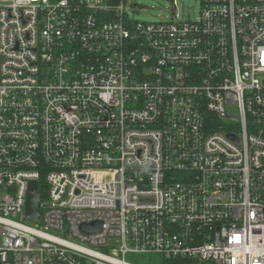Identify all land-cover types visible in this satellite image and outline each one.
<instances>
[{"label": "built area", "instance_id": "1", "mask_svg": "<svg viewBox=\"0 0 264 264\" xmlns=\"http://www.w3.org/2000/svg\"><path fill=\"white\" fill-rule=\"evenodd\" d=\"M126 1L0 0V264H264V0Z\"/></svg>", "mask_w": 264, "mask_h": 264}, {"label": "rangeland", "instance_id": "2", "mask_svg": "<svg viewBox=\"0 0 264 264\" xmlns=\"http://www.w3.org/2000/svg\"><path fill=\"white\" fill-rule=\"evenodd\" d=\"M173 5L177 8V21H197L201 0H127L126 13L130 20L143 23L172 22L176 21L171 13ZM127 261L142 264L140 258L127 257Z\"/></svg>", "mask_w": 264, "mask_h": 264}, {"label": "water", "instance_id": "3", "mask_svg": "<svg viewBox=\"0 0 264 264\" xmlns=\"http://www.w3.org/2000/svg\"><path fill=\"white\" fill-rule=\"evenodd\" d=\"M176 12V11H175ZM232 137V136H229ZM25 219L31 223H37L39 218V195L37 190V183L31 182L28 187L26 196L25 208H24ZM100 223H92L89 225L81 226V231L85 234L98 233L100 231Z\"/></svg>", "mask_w": 264, "mask_h": 264}, {"label": "trees", "instance_id": "4", "mask_svg": "<svg viewBox=\"0 0 264 264\" xmlns=\"http://www.w3.org/2000/svg\"><path fill=\"white\" fill-rule=\"evenodd\" d=\"M41 196V194H40ZM159 264H184L182 261H160Z\"/></svg>", "mask_w": 264, "mask_h": 264}]
</instances>
